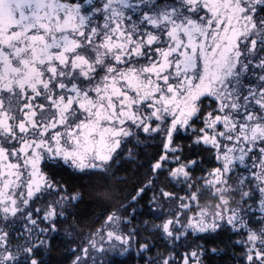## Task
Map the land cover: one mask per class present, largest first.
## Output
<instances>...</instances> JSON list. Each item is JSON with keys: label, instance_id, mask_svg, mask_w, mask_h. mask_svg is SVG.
Wrapping results in <instances>:
<instances>
[{"label": "snow or ice", "instance_id": "obj_1", "mask_svg": "<svg viewBox=\"0 0 264 264\" xmlns=\"http://www.w3.org/2000/svg\"><path fill=\"white\" fill-rule=\"evenodd\" d=\"M0 264H264V0H0Z\"/></svg>", "mask_w": 264, "mask_h": 264}]
</instances>
